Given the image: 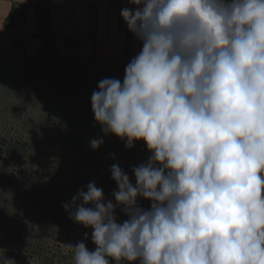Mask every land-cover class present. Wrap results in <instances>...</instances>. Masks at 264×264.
Returning <instances> with one entry per match:
<instances>
[{
	"label": "clouds",
	"instance_id": "obj_1",
	"mask_svg": "<svg viewBox=\"0 0 264 264\" xmlns=\"http://www.w3.org/2000/svg\"><path fill=\"white\" fill-rule=\"evenodd\" d=\"M129 3L142 48L91 107L105 136L150 155L135 184L113 163L114 201L90 181L63 203L96 245H67L75 264H264V0Z\"/></svg>",
	"mask_w": 264,
	"mask_h": 264
},
{
	"label": "rangeland",
	"instance_id": "obj_2",
	"mask_svg": "<svg viewBox=\"0 0 264 264\" xmlns=\"http://www.w3.org/2000/svg\"><path fill=\"white\" fill-rule=\"evenodd\" d=\"M0 4L5 5L2 0ZM61 4L65 10L61 12L65 13L62 41L55 38L54 0L40 1L37 36L43 39L41 46L21 38L8 41L12 36L2 31L7 35L1 34L0 40V133L21 131L30 140L45 142L43 148L27 151L29 165L60 162L88 167L89 174L110 191L117 188L110 169L118 163L135 184L132 168L147 161L146 143L138 141L128 149L115 135L105 136L91 107L98 82L106 77L122 82L125 66L142 48L121 17L127 4L135 6L129 0H66ZM72 12L78 16L73 23L68 17ZM24 13V6H17L5 24L22 26ZM74 31L77 40L71 42L67 36ZM12 33L21 35L20 31ZM94 138L104 140L98 150L90 147ZM85 152L91 157L89 166H84ZM145 205L151 208L150 201Z\"/></svg>",
	"mask_w": 264,
	"mask_h": 264
},
{
	"label": "trees",
	"instance_id": "obj_3",
	"mask_svg": "<svg viewBox=\"0 0 264 264\" xmlns=\"http://www.w3.org/2000/svg\"><path fill=\"white\" fill-rule=\"evenodd\" d=\"M19 132L0 133V259L6 254L18 264H75L67 245L83 241L90 251L96 245L90 239L92 229L69 219L62 205L71 203L90 181L102 189L103 185L89 174L88 167L60 162L29 165L27 151L39 150L45 142ZM85 156L84 166H89L90 155L85 152ZM115 190L103 189L105 199L114 201ZM138 202L147 209V200ZM116 216L120 222L127 219L119 209Z\"/></svg>",
	"mask_w": 264,
	"mask_h": 264
},
{
	"label": "crops",
	"instance_id": "obj_4",
	"mask_svg": "<svg viewBox=\"0 0 264 264\" xmlns=\"http://www.w3.org/2000/svg\"><path fill=\"white\" fill-rule=\"evenodd\" d=\"M5 5L0 4V40L3 35H7L3 33L2 31H8V36L11 35L12 37L8 41H14L16 38H21V40H25L26 42L31 43H39V46H41L43 39L40 38V36H37L38 29H39V14L41 12L40 7V1L42 0H2ZM56 3V9H55V16H53V19L55 20V38L56 41H62L64 39V34L61 33V26H65L63 21V16L61 12L63 11V5L61 4L62 1L66 0H54ZM60 2V4H59ZM19 5L24 6L25 10V24L22 26L18 25H12L9 26V24H5V21L7 19H10L13 17V13L15 12V8ZM126 7L133 8L129 6L128 4ZM61 13V15H60ZM67 17V16H66ZM68 17L73 21L77 19L76 13H71V15H68ZM14 22V21H13ZM67 23H71L67 21ZM17 29V30H16ZM20 31L21 35L19 33H12V32ZM2 34V36H1ZM7 36V37H8ZM78 34L74 31L73 33H70L69 36H67V39L71 42H74L77 40ZM41 43V44H40Z\"/></svg>",
	"mask_w": 264,
	"mask_h": 264
}]
</instances>
